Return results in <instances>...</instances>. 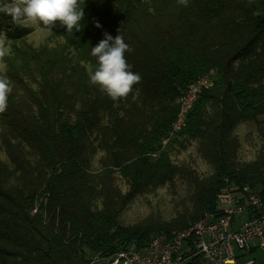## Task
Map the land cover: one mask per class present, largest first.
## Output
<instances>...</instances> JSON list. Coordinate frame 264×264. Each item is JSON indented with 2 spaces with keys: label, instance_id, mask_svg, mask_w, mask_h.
Returning a JSON list of instances; mask_svg holds the SVG:
<instances>
[{
  "label": "trees",
  "instance_id": "obj_1",
  "mask_svg": "<svg viewBox=\"0 0 264 264\" xmlns=\"http://www.w3.org/2000/svg\"><path fill=\"white\" fill-rule=\"evenodd\" d=\"M82 7L80 31L59 23L50 30L66 37L64 47L16 48L0 74L12 88L0 113V150L15 168L0 159V264H86L90 255H111L120 245L143 247L157 234L171 238L216 212L218 196L229 188L247 185L264 199V151L242 164L232 136L241 122L264 123V0H84ZM18 23L0 13V37L27 36ZM117 29L132 49L125 52L130 70L142 79L127 98L113 101L89 83L81 63L94 71L91 48ZM211 71L214 88L202 93L187 127L152 158L183 91ZM178 138L199 141L200 155L214 168L210 176L173 163L170 148ZM93 142L107 158L96 173ZM24 148L38 159L24 156ZM116 174L129 186L127 194L115 186ZM178 178L193 193L171 220L150 215L121 224L137 196L175 187ZM41 196L48 200L47 223L43 212L32 215Z\"/></svg>",
  "mask_w": 264,
  "mask_h": 264
},
{
  "label": "built area",
  "instance_id": "obj_2",
  "mask_svg": "<svg viewBox=\"0 0 264 264\" xmlns=\"http://www.w3.org/2000/svg\"><path fill=\"white\" fill-rule=\"evenodd\" d=\"M208 79H199V84H190L182 95L188 107L193 100H200ZM183 117V116H182ZM180 132V122L171 139H164L161 146L166 150ZM152 158H157L155 153ZM230 198L218 196L217 211L210 212L204 223L175 233L171 238L157 234L147 244L139 247L136 243L120 245L111 255L94 253L88 264H262L256 259L240 263L236 249L253 253L264 252V199L259 191L250 186L228 189ZM47 197L41 207H35L32 215L43 212L47 216Z\"/></svg>",
  "mask_w": 264,
  "mask_h": 264
},
{
  "label": "rangeland",
  "instance_id": "obj_3",
  "mask_svg": "<svg viewBox=\"0 0 264 264\" xmlns=\"http://www.w3.org/2000/svg\"><path fill=\"white\" fill-rule=\"evenodd\" d=\"M18 26L26 30L28 35L20 40H8L4 35L0 37V42L6 51V55L0 58V74L5 73V59L16 48L31 46L33 48L45 47L48 49L60 50L66 45L67 39L63 36H56L52 31L46 29L42 24L35 22H19ZM57 48V49H56ZM67 54L68 51H65ZM75 53L72 54V56ZM76 60V59H75ZM86 66L87 73L91 70L88 62H82ZM263 119V118H261ZM232 136L239 141L238 161L240 163H250L257 160L260 152L264 151V123L259 125L256 123H239L232 131ZM179 139V140H178ZM171 146V159L175 165L189 167L197 173L201 178L210 176L214 168L199 153V141H185L184 138H178ZM92 148H96L95 153L91 156L92 171L100 172L107 165L106 153L97 147V143H91ZM24 156L31 161L37 160L38 156L31 152L28 148L22 151ZM0 159L6 166L14 171L15 168L10 158L4 150H0ZM115 186L123 193L129 192V186L119 175H114ZM259 191L258 189H256ZM193 193L192 188L186 180L178 178L175 187L166 186L158 189L155 193L137 196L133 202L129 204L127 209L121 214L120 222L122 225H132L144 218L154 215L163 220H171L175 213L189 201L190 195ZM236 253L240 258V263L250 259H256L264 264V252L256 250L253 253H246L236 249Z\"/></svg>",
  "mask_w": 264,
  "mask_h": 264
},
{
  "label": "clouds",
  "instance_id": "obj_4",
  "mask_svg": "<svg viewBox=\"0 0 264 264\" xmlns=\"http://www.w3.org/2000/svg\"><path fill=\"white\" fill-rule=\"evenodd\" d=\"M181 2L186 4V0ZM83 3L84 0H11L10 3L0 4V13L10 16L13 23L31 21L42 24L49 31L59 23L67 32H72L74 28L80 31L79 23L84 17ZM96 27L100 25L97 23ZM117 33L113 38L105 32L104 38L91 48L97 67L94 71L89 70V83L99 86L113 101L127 98L133 93V86L142 79L139 73L130 70L131 65L125 59V52L132 49L120 34L121 29H117ZM4 55L6 51L0 42V58ZM11 91L8 78L0 76V113L6 111ZM138 92L139 89L136 94Z\"/></svg>",
  "mask_w": 264,
  "mask_h": 264
},
{
  "label": "bare ground",
  "instance_id": "obj_5",
  "mask_svg": "<svg viewBox=\"0 0 264 264\" xmlns=\"http://www.w3.org/2000/svg\"><path fill=\"white\" fill-rule=\"evenodd\" d=\"M216 72L215 71H211L209 74L202 76L200 78H198L197 80H195L194 82H192L191 84H199V79H208V76L211 75V78L207 81L205 87L203 88V92L206 90H210L212 88H214L215 86V82H216V76H215ZM199 100H193L192 101V105H190L188 107V112L187 111V102H186V98L184 95H181V97L178 100V104H179V110L177 113V116L171 126V129L168 133V135L164 138V139H171L172 136H174V130L176 128V126L179 124L180 122V132H182L186 127H187V123H188V116L190 114V112L193 110V108L195 107V105L198 103ZM183 116V117H182ZM164 150V146H161L160 150L158 152H156V155H160L161 151ZM159 156H157L158 158ZM155 158V159H157ZM229 189H236V187H232ZM42 198L39 199V201L36 204V207H41L42 203H43V196H41ZM223 198H230V191H223ZM210 216V213H206L198 222H196L195 224L191 225L190 227L186 228V229H190L191 227H193L194 225H201L204 223L205 217ZM45 223H47V216H43ZM57 222H59L57 220ZM176 233H182V230L176 232ZM90 262V257L88 258V261L86 264H88Z\"/></svg>",
  "mask_w": 264,
  "mask_h": 264
}]
</instances>
